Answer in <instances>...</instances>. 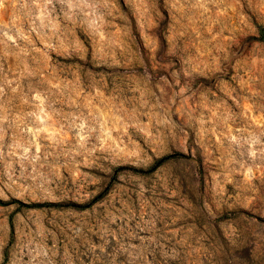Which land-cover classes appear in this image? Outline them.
<instances>
[{
    "label": "rangeland",
    "instance_id": "rangeland-1",
    "mask_svg": "<svg viewBox=\"0 0 264 264\" xmlns=\"http://www.w3.org/2000/svg\"><path fill=\"white\" fill-rule=\"evenodd\" d=\"M260 33L264 0H0V264H264Z\"/></svg>",
    "mask_w": 264,
    "mask_h": 264
},
{
    "label": "trees",
    "instance_id": "trees-1",
    "mask_svg": "<svg viewBox=\"0 0 264 264\" xmlns=\"http://www.w3.org/2000/svg\"><path fill=\"white\" fill-rule=\"evenodd\" d=\"M259 41H261L262 43H264V34L263 33H260V36L257 38ZM172 157H175V155H169V156H166V157H163L161 159H159L156 163V165L152 168V169H155L157 166H159L160 164H162L165 160L167 159H170ZM101 196L95 198L92 203H95ZM24 206L28 207L26 204H23Z\"/></svg>",
    "mask_w": 264,
    "mask_h": 264
}]
</instances>
